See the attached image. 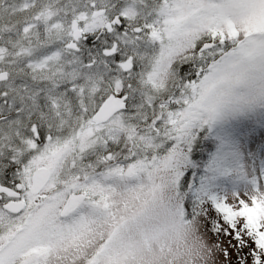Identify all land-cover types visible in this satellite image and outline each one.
Returning <instances> with one entry per match:
<instances>
[{
    "label": "rangeland",
    "instance_id": "obj_1",
    "mask_svg": "<svg viewBox=\"0 0 264 264\" xmlns=\"http://www.w3.org/2000/svg\"><path fill=\"white\" fill-rule=\"evenodd\" d=\"M165 3L0 0V72L9 74L3 87L34 88L29 96L46 97L47 111L46 147L34 159L50 174L45 202L28 201L14 221L16 229L0 237L2 246L18 231L17 262L230 264L225 252L233 255L232 243L214 241L202 218L185 219L187 177L195 178L190 155L195 146L202 148L205 126L213 120L226 128L227 140L239 139L219 159L238 176L224 196L230 206L248 209L264 235V0H169L171 19L163 25L161 42L118 39V56L136 58L137 69L129 76L116 62L113 69L99 65L96 71L61 49L54 54L72 20L88 32L101 25L92 19L93 4L118 8L132 24L147 21L154 8L159 16ZM212 28L224 39L253 37L241 54L206 74L194 93L193 86L178 81V70L191 64L196 74L224 52L219 41L208 42ZM205 43L215 46L199 56ZM5 47L7 57L1 55ZM24 60H33L30 74H22ZM112 92L129 97L128 111L95 127L91 118ZM129 166L132 178L125 175ZM84 193L87 199L77 211L60 218L67 199ZM0 217L5 219L1 210ZM12 249H3L1 264L11 262Z\"/></svg>",
    "mask_w": 264,
    "mask_h": 264
},
{
    "label": "flooded vegetation",
    "instance_id": "obj_2",
    "mask_svg": "<svg viewBox=\"0 0 264 264\" xmlns=\"http://www.w3.org/2000/svg\"><path fill=\"white\" fill-rule=\"evenodd\" d=\"M55 9L57 8H54L53 14H57ZM98 11L102 12V14L96 18H92L94 21L102 20L101 25H99L96 30L88 32L82 26L83 23L79 24L78 27L81 28L84 37L73 42L70 27L67 39L64 42H57L58 45L55 48L57 52L54 54L58 53L61 49L64 52L62 54H66L67 57H78L81 63H85L86 68L95 69L96 71H98L99 65L103 67L102 69L105 67L107 70H110L114 68L115 62L116 65L119 66L130 57H133L132 73H134L137 69L136 58L131 54L127 53L122 55L121 58L118 54L114 57L106 58L103 53L117 42H120L118 40L120 38L128 39L130 42L133 38L141 40V42H152L153 25L148 22V20L142 22L133 20L134 22L132 24H127L125 18H123L124 16H120L118 8H116V10L110 7H101L99 9L97 6L94 7V4L91 5L90 12L92 14ZM46 12L47 10L42 11L44 18ZM25 17L24 19H26ZM116 17L120 19V26L113 24ZM8 29L9 28L6 26L7 31ZM1 37L2 36H0V47L3 44V42H1ZM72 45H74V48L70 47ZM51 48V46L48 47V49ZM46 50L43 54L44 56H46ZM118 51H121L120 47ZM9 52L10 51L5 47V53L1 55L7 57L6 55ZM32 61L24 60L23 66L26 70L23 71L22 74H30L28 70H30L31 66H34H29ZM54 66L58 68L60 64L54 62ZM8 80L9 74L7 72V82ZM6 83H0V210L2 216L5 218L1 219L0 217V237L4 236L9 230L12 231L16 229L17 225L14 221L18 216L8 213L5 207L10 203L13 204L14 202L17 203L20 201H24V203L28 204V201L38 200L44 203L45 199L43 194L46 187L45 186L38 195L32 194L33 174L37 170L45 169L42 165L35 166L34 159L35 154L46 147V97L42 100H39L38 97L33 98V96H29V94H32L34 88H21L18 86L19 83L10 88L3 87V84ZM70 96H73L72 92ZM118 97H125L129 105V97L127 95H119ZM2 189L6 191L3 192ZM9 191L11 192L7 193ZM41 196L43 197L41 198ZM14 231L15 233L7 237L4 244L0 246V255H2L3 249L5 250L8 247H13L11 250L12 252L16 249L18 231ZM45 252L46 250L44 249V253ZM15 257L16 252L14 251L11 254L12 259H10L11 262L9 264H24L22 262H17ZM1 263L2 261L0 258V264Z\"/></svg>",
    "mask_w": 264,
    "mask_h": 264
},
{
    "label": "trees",
    "instance_id": "obj_3",
    "mask_svg": "<svg viewBox=\"0 0 264 264\" xmlns=\"http://www.w3.org/2000/svg\"><path fill=\"white\" fill-rule=\"evenodd\" d=\"M228 48L227 43L221 44ZM193 66L183 65L178 70V81H191L195 78ZM226 128L212 124L205 129L201 140L202 148L195 146L191 152L195 178L189 181L186 198V221L202 218L205 232L216 242L229 240L233 255L226 253L230 264H264V235L260 232L252 215L241 205H228L224 192L230 189L234 168L220 164L227 149L238 145V138L227 140ZM198 155L202 156L199 157ZM192 174V172H190ZM187 183V180H185Z\"/></svg>",
    "mask_w": 264,
    "mask_h": 264
},
{
    "label": "water",
    "instance_id": "obj_4",
    "mask_svg": "<svg viewBox=\"0 0 264 264\" xmlns=\"http://www.w3.org/2000/svg\"><path fill=\"white\" fill-rule=\"evenodd\" d=\"M101 13H98L97 15L95 14L94 17L100 15ZM114 24L119 25L120 21L118 18L115 19ZM77 24L74 23L72 27L73 31V37L74 40H77L80 36L81 33L78 31V27H76ZM120 26V25H119ZM212 45H205L200 52L211 48ZM116 45L112 48V50L107 51L104 53L105 56H112L116 53ZM131 60H129L126 64L121 65V69L124 73H128L131 69L132 66H130ZM7 81V73L0 74V82ZM124 99H116L114 100L113 97H110L103 105L102 107L98 110V112L95 114L93 117V122L96 125H101L107 123L115 114L125 111L126 110V104L123 101ZM107 159H110V155L107 156ZM133 175V169L130 168L128 169L127 176L131 177ZM49 180V172L46 170H39L34 174L33 177V182L34 186L32 188V193L34 195H37L42 188L47 184ZM84 196H77V197H70L67 201V204L62 212L61 217H65L71 212L75 211L77 206L83 201ZM6 209L13 213V214H18L22 211L23 207L21 204H10L9 206L6 207Z\"/></svg>",
    "mask_w": 264,
    "mask_h": 264
}]
</instances>
